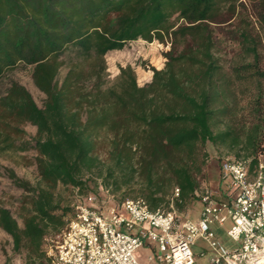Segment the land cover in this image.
<instances>
[{
  "label": "trees",
  "instance_id": "16d2710c",
  "mask_svg": "<svg viewBox=\"0 0 264 264\" xmlns=\"http://www.w3.org/2000/svg\"><path fill=\"white\" fill-rule=\"evenodd\" d=\"M138 39L169 43L164 67L144 63L151 71L138 79L120 65L110 78L107 53ZM223 41L236 47L224 50ZM19 66L45 94L40 106L11 81L0 99V154H35V184L10 172L24 192L23 225L0 207V227L26 264L51 263L47 237L75 212L62 189L84 192L96 177L136 186L152 208L183 210L209 187L199 179L207 145L249 160L252 174L264 154V0H0V79ZM21 123L36 135L19 139ZM106 129L113 139L103 159Z\"/></svg>",
  "mask_w": 264,
  "mask_h": 264
},
{
  "label": "built area",
  "instance_id": "2783aa9c",
  "mask_svg": "<svg viewBox=\"0 0 264 264\" xmlns=\"http://www.w3.org/2000/svg\"><path fill=\"white\" fill-rule=\"evenodd\" d=\"M220 181L227 198L207 187L197 219L172 204L152 208L143 197L128 198L105 214L97 197L88 195L59 233L55 249L47 251L50 264H141L137 252L146 243L155 245L150 260L158 264H196L193 246L199 238L209 243L211 264H264V154L253 174L249 160L222 157ZM179 193L176 188L175 196ZM228 221L226 234L235 247L218 240L213 229Z\"/></svg>",
  "mask_w": 264,
  "mask_h": 264
},
{
  "label": "rangeland",
  "instance_id": "374dc122",
  "mask_svg": "<svg viewBox=\"0 0 264 264\" xmlns=\"http://www.w3.org/2000/svg\"><path fill=\"white\" fill-rule=\"evenodd\" d=\"M222 45L225 47L224 50L227 49V51H233V47H236L230 41H223ZM168 49L169 43H162L157 39L152 42L144 39L127 42L123 49L113 50L107 53L106 57L109 77L113 79L119 74L120 65H132L137 72L138 79L139 73L141 71H151L147 68L152 65L158 68H163L166 61L165 57L163 56V52ZM144 63L147 66L146 69L143 66ZM65 72L66 67H63L59 77L62 78L65 75ZM151 79L152 73L151 77L147 81H138L140 85H144L150 82ZM11 81H18L23 84L31 92L35 101L40 106L43 104L45 100V94L38 89L33 81L29 69L25 68L24 66H19L16 69L10 70L2 79H0V99L6 95L7 88L9 87ZM0 112H2V109H0ZM21 127H23L25 130V134L24 137L19 139H30L37 133V128L30 123H21ZM112 139L113 132L110 129H106L102 132L100 136V143L102 145L101 154L103 159H106L108 153L112 149ZM132 147L133 150L137 152L138 146L133 144ZM207 151L209 156L199 179L201 185H207L213 188L216 191L217 197L223 199L225 190L220 181V158L224 156H233L234 152L228 150L224 146H214L212 144L207 145ZM34 158L35 154L33 151L17 152L10 150L0 154V207L8 208L21 226L23 225V210L21 209L20 203L24 192L12 180L10 177V172L14 171L20 178L31 181L33 184H35L37 182L38 176L36 166L31 162L34 160ZM139 168V164L136 163V169ZM133 171L134 168H131L130 166L126 167L123 171L124 180L128 178L130 179ZM138 172H134V175H138ZM122 187V189L110 186L106 187L100 179L93 177L88 184L87 190L84 192L76 188L62 189L64 204L68 205L69 207H75L76 209L77 205L85 201V197L87 195H94L97 197L96 205L103 207L105 209L104 213L108 214V208L120 206V204L125 199L142 197L137 194L136 186H130V190L126 188V185H123ZM171 204L179 212L189 214L192 219H197L201 213L202 205L199 199H192L191 201H188L186 207L183 210L178 209L174 202H171ZM72 215L73 213L68 216V219H70ZM230 225L231 221H228L224 227L213 225V229L221 237H228L226 234V229ZM60 232L50 231L44 246L47 251L50 249H55L56 240ZM193 249L196 256V264H211L209 255L211 248L207 242L198 239L197 244L193 246ZM140 251L141 257L139 262L142 264H152L147 257L149 250L147 248H141ZM201 251H203V253ZM7 262L10 264H26L27 253L25 250L16 251L14 249L12 237L0 227V264H6Z\"/></svg>",
  "mask_w": 264,
  "mask_h": 264
},
{
  "label": "crops",
  "instance_id": "0c3cea01",
  "mask_svg": "<svg viewBox=\"0 0 264 264\" xmlns=\"http://www.w3.org/2000/svg\"><path fill=\"white\" fill-rule=\"evenodd\" d=\"M222 186H223V188H224V190H225V185L222 183ZM224 198H227V195H226V192L224 193ZM223 198V199H224ZM201 209H202V206H201ZM217 238H218V240H220L222 243H224V244H226L227 246H229V247H235V246H237L238 245V243L237 242H234V241H232L229 237H221L218 233H217ZM199 240H203L204 242H207V244L209 245V243H208V241L206 240V239H204V238H199ZM195 244H197V242L195 243ZM194 244V245H195ZM210 247V246H209ZM141 248H147L148 250H149V254H148V259L150 260V256L151 255H153L154 254V252H155V245L154 244H152V243H146L144 246H142ZM140 248V249H141ZM140 249L138 250V252H137V257H138V259H140V257H141V251H140ZM194 250V249H193ZM202 253H203V251H201ZM195 253V252H194ZM210 257H211V250H210ZM151 261V263L152 264H158V262L156 261V260H150ZM142 264V263H141Z\"/></svg>",
  "mask_w": 264,
  "mask_h": 264
}]
</instances>
